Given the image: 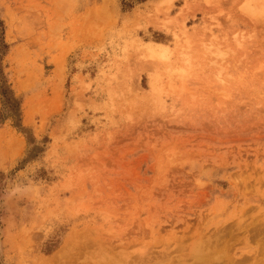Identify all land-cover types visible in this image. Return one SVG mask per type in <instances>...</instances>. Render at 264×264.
<instances>
[{"label": "rangeland", "instance_id": "374dc122", "mask_svg": "<svg viewBox=\"0 0 264 264\" xmlns=\"http://www.w3.org/2000/svg\"><path fill=\"white\" fill-rule=\"evenodd\" d=\"M0 264H264V0H0Z\"/></svg>", "mask_w": 264, "mask_h": 264}, {"label": "bare ground", "instance_id": "6f19581e", "mask_svg": "<svg viewBox=\"0 0 264 264\" xmlns=\"http://www.w3.org/2000/svg\"><path fill=\"white\" fill-rule=\"evenodd\" d=\"M225 260V259H224Z\"/></svg>", "mask_w": 264, "mask_h": 264}]
</instances>
